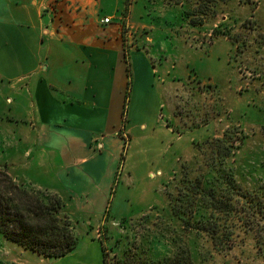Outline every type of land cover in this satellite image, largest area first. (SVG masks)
I'll return each mask as SVG.
<instances>
[{
  "label": "rangeland",
  "instance_id": "obj_1",
  "mask_svg": "<svg viewBox=\"0 0 264 264\" xmlns=\"http://www.w3.org/2000/svg\"><path fill=\"white\" fill-rule=\"evenodd\" d=\"M129 2L120 25L129 51L151 53L158 129L134 139L122 129L103 217L63 211L78 216L72 253L47 258L0 233V264H104V254L106 264H264V0H147L143 27ZM4 87L0 174L10 175L15 136L28 128ZM202 189L229 206L215 211ZM202 219L218 220L224 241L200 230Z\"/></svg>",
  "mask_w": 264,
  "mask_h": 264
},
{
  "label": "crops",
  "instance_id": "obj_2",
  "mask_svg": "<svg viewBox=\"0 0 264 264\" xmlns=\"http://www.w3.org/2000/svg\"><path fill=\"white\" fill-rule=\"evenodd\" d=\"M128 1L0 0V84L13 92L7 100L28 106L16 116L28 129L15 136L10 175L84 219L108 212L122 129L133 139L158 129L151 53L129 51L120 25ZM132 10L133 25L149 24L147 0Z\"/></svg>",
  "mask_w": 264,
  "mask_h": 264
},
{
  "label": "trees",
  "instance_id": "obj_3",
  "mask_svg": "<svg viewBox=\"0 0 264 264\" xmlns=\"http://www.w3.org/2000/svg\"><path fill=\"white\" fill-rule=\"evenodd\" d=\"M217 142L222 143L221 139ZM0 175V233L7 240L47 258H63L72 253L77 248L79 235L76 225L63 214L65 207L61 198L18 183L6 171ZM202 193L204 201L215 211L221 213L229 206L214 195L206 196L204 189ZM198 222L202 225L199 229L220 244L219 221ZM103 252L106 253L104 245ZM103 263L106 264V254Z\"/></svg>",
  "mask_w": 264,
  "mask_h": 264
},
{
  "label": "built area",
  "instance_id": "obj_4",
  "mask_svg": "<svg viewBox=\"0 0 264 264\" xmlns=\"http://www.w3.org/2000/svg\"><path fill=\"white\" fill-rule=\"evenodd\" d=\"M110 20H111L110 18H106V19H104V23H106V24H107V23H109V22H110Z\"/></svg>",
  "mask_w": 264,
  "mask_h": 264
}]
</instances>
